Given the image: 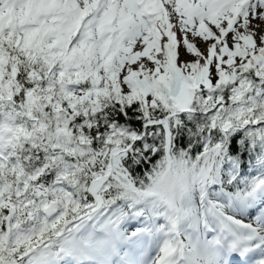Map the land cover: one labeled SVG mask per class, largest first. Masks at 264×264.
<instances>
[{"label":"snow or ice","instance_id":"snow-or-ice-1","mask_svg":"<svg viewBox=\"0 0 264 264\" xmlns=\"http://www.w3.org/2000/svg\"><path fill=\"white\" fill-rule=\"evenodd\" d=\"M0 264H264V0H0Z\"/></svg>","mask_w":264,"mask_h":264}]
</instances>
